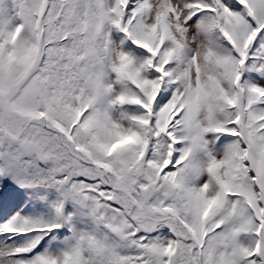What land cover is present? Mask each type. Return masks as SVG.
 <instances>
[{"label":"snow or ice","instance_id":"6c2138e0","mask_svg":"<svg viewBox=\"0 0 264 264\" xmlns=\"http://www.w3.org/2000/svg\"><path fill=\"white\" fill-rule=\"evenodd\" d=\"M0 264H264V0H0Z\"/></svg>","mask_w":264,"mask_h":264}]
</instances>
